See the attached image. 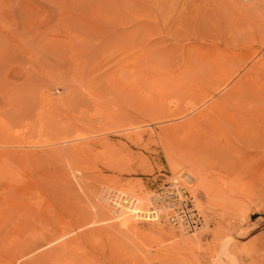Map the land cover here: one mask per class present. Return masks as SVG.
I'll return each instance as SVG.
<instances>
[{"label":"rangeland","instance_id":"1","mask_svg":"<svg viewBox=\"0 0 264 264\" xmlns=\"http://www.w3.org/2000/svg\"><path fill=\"white\" fill-rule=\"evenodd\" d=\"M3 42L0 264H264V0H0Z\"/></svg>","mask_w":264,"mask_h":264},{"label":"built area","instance_id":"2","mask_svg":"<svg viewBox=\"0 0 264 264\" xmlns=\"http://www.w3.org/2000/svg\"><path fill=\"white\" fill-rule=\"evenodd\" d=\"M100 199L107 203L114 216H119L123 211L131 212L137 203L130 195L110 188L101 190ZM143 215L187 232L204 225V217L192 196L185 188L174 183L163 184L154 190L147 211Z\"/></svg>","mask_w":264,"mask_h":264},{"label":"bare ground","instance_id":"3","mask_svg":"<svg viewBox=\"0 0 264 264\" xmlns=\"http://www.w3.org/2000/svg\"><path fill=\"white\" fill-rule=\"evenodd\" d=\"M1 18H2V16H1ZM3 22V21H2ZM6 23V22H5ZM8 25V24H7ZM6 26V25H5ZM3 32H5V31H3ZM2 36V35H1ZM6 37V36H5ZM5 37H4V39H5ZM3 38V37H2ZM7 38V37H6ZM3 41V40H2ZM5 41V40H4ZM7 41V40H6ZM7 54H8V50H7V46H6V44H5V42H3V45H2V43H1V46H0V59H3L4 60V58L7 56ZM1 61V60H0ZM2 66V65H1ZM3 87H4V85H3ZM0 89L2 90V91H4V92H6V89H3V88H1L0 87ZM5 94H7V92L5 93ZM123 215V214H122ZM180 230H182V229H180Z\"/></svg>","mask_w":264,"mask_h":264}]
</instances>
